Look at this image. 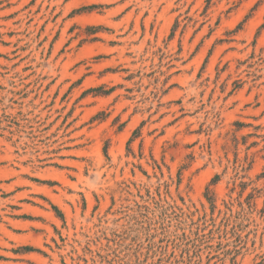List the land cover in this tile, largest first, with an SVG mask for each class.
Returning a JSON list of instances; mask_svg holds the SVG:
<instances>
[{
    "label": "rangeland",
    "instance_id": "rangeland-1",
    "mask_svg": "<svg viewBox=\"0 0 264 264\" xmlns=\"http://www.w3.org/2000/svg\"><path fill=\"white\" fill-rule=\"evenodd\" d=\"M0 264H264V0H0Z\"/></svg>",
    "mask_w": 264,
    "mask_h": 264
},
{
    "label": "trees",
    "instance_id": "trees-1",
    "mask_svg": "<svg viewBox=\"0 0 264 264\" xmlns=\"http://www.w3.org/2000/svg\"><path fill=\"white\" fill-rule=\"evenodd\" d=\"M25 250H26L27 252H28V250L31 251V249H25Z\"/></svg>",
    "mask_w": 264,
    "mask_h": 264
}]
</instances>
